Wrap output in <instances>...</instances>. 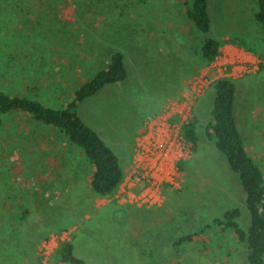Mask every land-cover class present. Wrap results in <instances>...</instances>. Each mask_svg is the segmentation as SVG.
I'll return each mask as SVG.
<instances>
[{"label": "rangeland", "instance_id": "obj_1", "mask_svg": "<svg viewBox=\"0 0 264 264\" xmlns=\"http://www.w3.org/2000/svg\"><path fill=\"white\" fill-rule=\"evenodd\" d=\"M187 2L0 0L2 91L62 108L116 52L128 69L125 81L78 108L120 157L125 178L111 197L92 191L93 166L58 128L22 111L4 117L0 264H64L55 257L60 241L88 264H247L243 244L175 243L230 209L250 226L240 178L206 126L214 83L232 78L238 128L264 172V30L255 0H209L208 33L188 19ZM207 38L233 40L209 66L200 53ZM180 112L199 120V151L172 162L173 183L154 184L137 168L140 141L161 122L170 130Z\"/></svg>", "mask_w": 264, "mask_h": 264}, {"label": "trees", "instance_id": "obj_2", "mask_svg": "<svg viewBox=\"0 0 264 264\" xmlns=\"http://www.w3.org/2000/svg\"><path fill=\"white\" fill-rule=\"evenodd\" d=\"M255 1L258 6L255 18L264 30V0ZM187 17L199 31L208 33L211 30L209 0H188ZM230 42L233 40L225 42L207 38L200 51L205 64H213L219 58L224 43ZM127 78L125 55L116 52L108 67L82 85L73 100L62 108L50 107L37 99L13 96L0 89V128L4 117L17 111L28 113L43 125L58 128L72 145L84 150L93 166L94 171L90 178L92 191L101 197H111L118 191L125 178L120 157L95 129L84 121L78 113V108L107 85L123 82ZM214 88L216 95L212 120L206 126V134L226 157L231 170L239 176L246 194L251 222L245 230L239 222L242 211L239 208L227 210L222 217L215 218L213 223L200 233L181 237L176 241L175 248L201 243L209 245L214 238L215 242L225 243L230 249L243 244L246 247L247 264H264V172L248 152L238 128L235 114L238 88L235 81L230 77L220 78L214 83ZM198 130L199 120L195 115L181 127L183 140L192 153H197L200 148ZM55 257L64 264H88L76 254L75 246L71 242L60 241L55 250Z\"/></svg>", "mask_w": 264, "mask_h": 264}, {"label": "built area", "instance_id": "obj_3", "mask_svg": "<svg viewBox=\"0 0 264 264\" xmlns=\"http://www.w3.org/2000/svg\"><path fill=\"white\" fill-rule=\"evenodd\" d=\"M176 115H178L177 122L173 127L170 125V130H168L165 122L159 123L157 127L152 126L155 130L152 131L150 128L148 134L140 141L137 150V168L140 171L143 170L145 176L157 185L173 183L168 177L171 175L170 170L173 169L174 171V163L177 160H184L187 154L192 153L183 140L181 127L193 116H187L188 113L186 112H180ZM172 162H174L173 166Z\"/></svg>", "mask_w": 264, "mask_h": 264}, {"label": "crops", "instance_id": "obj_4", "mask_svg": "<svg viewBox=\"0 0 264 264\" xmlns=\"http://www.w3.org/2000/svg\"><path fill=\"white\" fill-rule=\"evenodd\" d=\"M224 78V77H223ZM220 79V78H219ZM11 95V94H10Z\"/></svg>", "mask_w": 264, "mask_h": 264}, {"label": "bare ground", "instance_id": "obj_5", "mask_svg": "<svg viewBox=\"0 0 264 264\" xmlns=\"http://www.w3.org/2000/svg\"><path fill=\"white\" fill-rule=\"evenodd\" d=\"M114 194V193H113Z\"/></svg>", "mask_w": 264, "mask_h": 264}]
</instances>
